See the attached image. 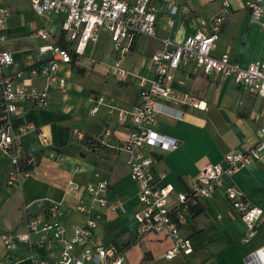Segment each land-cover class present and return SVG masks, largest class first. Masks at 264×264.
Listing matches in <instances>:
<instances>
[{
    "label": "crops",
    "instance_id": "crops-1",
    "mask_svg": "<svg viewBox=\"0 0 264 264\" xmlns=\"http://www.w3.org/2000/svg\"><path fill=\"white\" fill-rule=\"evenodd\" d=\"M180 1L189 10V14L174 18L170 17L164 0L152 1V5L157 9L155 37H138L122 63V69L130 75L127 78L135 79L136 82L135 95L131 93L130 102L114 100L110 102L100 98L101 100L96 99L90 103L86 95L82 96L77 91L78 88L70 87L67 94L75 91L73 93L77 98L80 97L87 102L84 116L87 120L92 118L91 124L96 125L95 131L87 130V125L85 130L73 128L76 123L74 111L79 105L78 99L76 98L75 104L68 105L65 101L67 98L60 97L65 94L54 93L50 108L40 112L44 116L54 114V120L50 117V120L46 119L45 124H40L43 127L39 129L41 140H38L34 132L22 137L18 127L32 124L29 123V118L37 114L29 104L22 105L20 114L12 120L16 144L22 153L41 151L46 154L51 149H58L56 152L58 159L41 158L27 178L10 187L7 185V174L11 168L10 158L0 149V264L5 261L32 264L29 259L30 253L25 247L7 254L1 235L23 231L24 215L33 213L37 203L75 202L69 190L70 183L83 191L86 184L95 183L99 179L109 181L107 199L116 205V209L102 215L95 242L123 252L122 264H246L247 257L264 247V223L259 225L254 236L248 239L240 215L225 196V190L233 185L242 192L247 201L264 209V160L247 165L231 177H222L221 186L210 198L200 202L199 209L181 228V235L190 240L193 252L169 261L165 254L172 241L164 235L141 233L134 219V213L139 209V205L136 187L129 177L126 154L107 147H99L96 140L89 147H85L81 142L77 144L80 149L77 150L75 145L76 152H71L74 157L78 156L74 159L72 168L71 156L62 151V147L68 144L77 131L97 134V137L105 128H109L117 131L114 143H119V139L124 137L126 131L118 125L114 116L108 115L109 109H129L138 101L137 82L153 77L150 59L154 53L162 50V40L169 39L174 44H182L189 36L198 32L200 20L212 18L221 9V0ZM1 4L11 13L4 28L0 30V35L5 38L4 42L0 43V50L9 51L13 56V64L5 70L6 73H16L34 66L37 62L36 50L46 44L61 47L60 43L64 42L61 34L63 14L49 11L37 15L27 0H1ZM171 19L172 26L169 23ZM41 30L48 33L47 41L35 35ZM140 39H153L157 43V49L152 53L145 70L138 66L139 64L133 63ZM66 45L71 47L70 44ZM93 51H99L107 58L108 62H103L104 67L101 70L112 77L110 68L114 63L115 53L107 33L101 32L96 43L87 45L83 57L89 58ZM223 54H228L230 60L241 68L255 61H264V17L260 23H251L243 0H231L230 11L225 17L222 31L212 52L215 57ZM79 64L80 62L76 60L71 65L61 66L62 72L67 75V84L69 76L71 79L75 77L73 71H83L74 67L80 66ZM174 75L175 88L188 94L185 80L189 81L196 76V80L200 82L196 81L194 86L205 85L204 93L199 98L195 97L202 103V108L200 110L181 108L165 101H158L164 111L157 115L153 130L175 139L177 147L171 152L145 149L143 153L155 157L153 168L155 176L159 173L164 174V178L158 182L159 186L170 185L174 193H186L191 180L198 175L202 167L208 164H223L225 155L250 148L256 143L257 130L264 123V101L242 86L236 85L229 78L195 72L193 65L179 69ZM36 81L25 83L35 87ZM226 82H231L234 88L242 93L239 106L232 110L223 107L219 109L217 96H208L210 89L218 90ZM167 108L171 109L168 111ZM94 109H97V112L92 113ZM97 116L99 119L96 121ZM35 121L38 122L37 119ZM52 126L57 129L52 131ZM44 128L47 129L46 133L44 131L42 133ZM32 138L38 142L34 144ZM173 203L172 198L171 204ZM81 222V217L68 216V229ZM57 253L58 249L47 256L50 264H56Z\"/></svg>",
    "mask_w": 264,
    "mask_h": 264
},
{
    "label": "built area",
    "instance_id": "built-area-1",
    "mask_svg": "<svg viewBox=\"0 0 264 264\" xmlns=\"http://www.w3.org/2000/svg\"><path fill=\"white\" fill-rule=\"evenodd\" d=\"M27 1L37 15L49 11L63 14L62 39L71 45L76 57L83 55L87 45L96 43L101 32L107 33L115 53L110 74L119 81L129 74L122 69V63L135 40L141 36L155 37L157 9L152 5L153 0ZM164 1L171 18L189 14L180 0ZM243 4L249 12L250 22L260 23L264 17V0H243ZM230 8L231 0H221L220 11L208 20H200L198 32L182 44H174L169 39L162 40V50L154 53L150 59L153 77L141 79L138 83V101L129 109L113 108L108 111V115L114 116L118 125L125 129L124 137L119 139V143H114L117 131L105 128L96 140L99 147L126 154L129 177L136 187L139 205L134 219L141 233L164 235L172 241L165 254L169 261L193 252L190 240L181 235V228L199 209L200 202L210 198L221 186L222 177H231L247 165L264 160L262 123L252 147L225 155L223 164L205 165L191 180L186 193H174L172 186L158 185L164 174L155 176V157L143 153L145 149L171 152L177 147L175 139L153 130L157 115L164 111L158 101L181 108H202L197 98L175 88L174 74L181 68L193 65L195 72L229 78L264 101V61H255L241 68L230 60L228 54L219 57L212 55ZM10 15L0 0V30ZM169 23L172 26L173 20ZM35 35L41 40L49 39L48 33L42 30ZM4 40V36L0 35V43ZM35 53L37 62L34 66L9 74L5 70L13 64L12 53L0 50V149L8 156L10 154L11 168L7 174V185L10 187L29 176V172L23 171L18 164L20 159L27 157L29 165L41 156L15 149L12 120L20 114L24 104H29L33 109L46 110L52 105L54 93L64 95L67 75L62 72L61 66L73 62L68 49L54 44H46ZM33 80H41L43 86L35 88L25 83ZM167 109L169 111L171 108ZM95 112L97 109L92 111ZM18 130L23 137L33 132L35 126L25 124L19 126ZM57 156L54 150H50L46 158L54 160ZM109 185L107 179H99L86 184L81 191L70 183L69 190L75 202L37 203L33 213L24 215L23 231L1 235L6 253L25 247L30 253L32 264H50L47 256L58 249L56 264H122L123 252L95 242L102 215L116 209V205L107 199ZM225 196L240 215L247 230L246 237H253L257 227L264 223V209L247 201L233 185L225 190ZM70 215L81 217L82 222L74 224L69 230L67 219ZM1 264L17 262L5 261ZM246 264H264V247L247 257Z\"/></svg>",
    "mask_w": 264,
    "mask_h": 264
},
{
    "label": "rangeland",
    "instance_id": "rangeland-1",
    "mask_svg": "<svg viewBox=\"0 0 264 264\" xmlns=\"http://www.w3.org/2000/svg\"><path fill=\"white\" fill-rule=\"evenodd\" d=\"M156 45L157 43L153 39H140L138 43V51L134 55L133 63L139 64L138 66H141V68H144L143 70H145L148 60L150 59L155 49H157ZM67 48L71 49L70 46H67ZM76 60L80 62L79 64L80 66H74V67H78L77 70L82 69L83 71L82 73H79L78 71H73L72 74L75 77H73V79H71V76L68 77V84H67L68 87H67L66 93L64 96H60L61 99L62 97L67 98L65 100L66 104L73 105L76 102L77 96L75 95V93H73L75 91H71L69 94H67L71 86L78 88L77 91L82 96L86 95L90 103L100 98L104 99V101L105 99H107V101H110V102H113L112 100L116 102H122V101L130 102L131 101V93L134 94V91H136V86H135L136 82L134 81L135 79L131 80V78H127L130 76L128 74L126 75L124 80L119 81L116 78L110 77V75L108 74H104V70H101V69L104 67L103 62H108V60L106 57H104V55L102 56V53H100L99 51H93L92 54H90L89 58L87 57L84 58L83 55L81 56L77 55V57L73 59V63ZM127 62L128 61H126V66H127ZM196 78H197L196 76H193L189 81L185 80V85H186L185 87L191 96L199 98V96L203 94L205 91V85L203 84V85L194 86V84L197 83L196 81L200 82V80H196ZM34 85L36 88H40L42 85V81L37 80L34 83ZM137 87H138V82H137ZM208 96L209 97L217 96V101H218V104L220 105V107H218V105L217 107L219 109L223 107V108H228L229 110H232V109H235L237 106H239V101L242 97V93L238 92L234 88L231 82H226L218 90L210 89V92H208ZM77 99H78L79 105L77 104L78 106H76L75 111H74V115H75L74 122L76 123L72 127L78 130H85V126L87 125L86 127L87 130L95 131L96 125L91 124L92 118L91 120L90 119L87 120L85 119L86 116H84V112L86 111L87 102L81 99L80 97ZM35 112L37 114H34L32 116L33 118H29L30 119L29 123H32L35 126V130L33 132L37 135L38 140H41L42 137H41V132L39 131V129L43 128L41 127V125L45 124L46 119L50 120L49 118L51 117V120H54V117H53L54 114L51 113L50 116H44L40 114L41 110H37V109H35ZM93 118H95V116H93ZM96 118H97L96 119L97 121L99 117L97 116ZM35 119H37L38 122L35 121ZM51 129L53 131V130H56L57 128L55 126H52ZM46 130H47L46 128H44V130L42 129V133L43 131L46 133L47 132ZM33 132H30V133H33ZM77 132L78 133L73 135V137L70 139L68 144L62 147V151L66 152L67 156H71L70 167L72 168H73L74 159L78 158V156L74 157L73 154L71 153V152H76L75 145H77L78 143L81 144L82 142L85 147H89V145L92 142L100 138V134L96 137L97 134L93 135L91 133H85V132H80V131H77ZM31 140L32 142H34V144L38 142L37 139L35 138H32ZM18 148L20 147L15 142V149H18ZM76 148L77 150H79L80 146L77 145ZM44 157L45 158L47 157V153L46 154L41 153V156L39 159L44 158ZM57 159L58 157L55 160ZM10 166H11V163H10Z\"/></svg>",
    "mask_w": 264,
    "mask_h": 264
},
{
    "label": "trees",
    "instance_id": "trees-1",
    "mask_svg": "<svg viewBox=\"0 0 264 264\" xmlns=\"http://www.w3.org/2000/svg\"><path fill=\"white\" fill-rule=\"evenodd\" d=\"M60 45H61L62 48H64V49H68V50H69V52L71 53L72 59H75V58H76V55H75L74 53H72L71 49L67 48V45H66L64 42H61ZM81 72H82V71L79 70V73H81ZM51 150H54L55 152L58 151V149H51ZM41 153H42V152L40 151V152H37L36 154H37V155H41ZM34 162H35V163H33V164H29V165H28V164H27V157H24V158L20 159V161H19L18 164H20V166L22 167V170H23V171H28V172H30V171L33 170V168H34L35 166L38 165V163L40 162V159H39V158H36Z\"/></svg>",
    "mask_w": 264,
    "mask_h": 264
}]
</instances>
